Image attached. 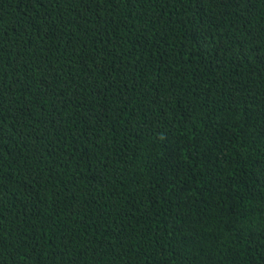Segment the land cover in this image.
<instances>
[{
  "label": "trees",
  "instance_id": "16d2710c",
  "mask_svg": "<svg viewBox=\"0 0 264 264\" xmlns=\"http://www.w3.org/2000/svg\"><path fill=\"white\" fill-rule=\"evenodd\" d=\"M0 264H264V0H0Z\"/></svg>",
  "mask_w": 264,
  "mask_h": 264
}]
</instances>
